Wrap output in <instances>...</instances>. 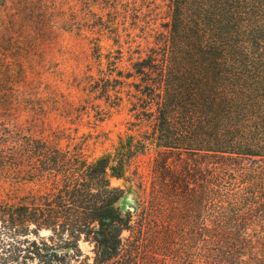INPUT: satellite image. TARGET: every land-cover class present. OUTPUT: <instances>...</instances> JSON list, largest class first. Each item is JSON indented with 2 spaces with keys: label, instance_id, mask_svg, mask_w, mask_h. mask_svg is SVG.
Instances as JSON below:
<instances>
[{
  "label": "trees",
  "instance_id": "obj_1",
  "mask_svg": "<svg viewBox=\"0 0 264 264\" xmlns=\"http://www.w3.org/2000/svg\"><path fill=\"white\" fill-rule=\"evenodd\" d=\"M104 9L80 34L121 45L129 19L123 34L143 31L145 55L115 71L107 52L79 81L87 95H114L111 107L132 86L133 127L94 157L90 133L65 126L81 118L71 101L54 113L44 98L0 101V264H264V0ZM144 155L143 197L122 210L111 179Z\"/></svg>",
  "mask_w": 264,
  "mask_h": 264
},
{
  "label": "rangeland",
  "instance_id": "obj_2",
  "mask_svg": "<svg viewBox=\"0 0 264 264\" xmlns=\"http://www.w3.org/2000/svg\"><path fill=\"white\" fill-rule=\"evenodd\" d=\"M157 3L159 10L161 5ZM104 5L106 0H0V101H12L18 93L30 100L44 98L47 100L42 104L52 113L62 101H71L74 113L81 118L79 123L65 126L76 128L78 134L90 133L87 153L94 157L111 152L131 131L129 121L134 118L128 110L131 104L127 92L133 87H122L118 94L122 104L111 107L118 100L114 95L109 100L94 93L87 95L79 78L90 66L94 71L98 64L105 66L103 55L107 52L115 71H126L146 51L143 31H131L128 39L124 36L127 26L132 25L129 19L119 22L121 45L103 38L97 47L80 34L94 25L91 12L106 17ZM98 53L101 59L96 57ZM126 82L133 85L135 80L130 77ZM59 121L58 117L52 120L53 126ZM148 157L133 161L124 178L111 179L114 186L124 190L118 202L122 210L136 207L143 197L135 171L145 172Z\"/></svg>",
  "mask_w": 264,
  "mask_h": 264
},
{
  "label": "water",
  "instance_id": "obj_3",
  "mask_svg": "<svg viewBox=\"0 0 264 264\" xmlns=\"http://www.w3.org/2000/svg\"><path fill=\"white\" fill-rule=\"evenodd\" d=\"M129 209H130V210H132L133 208H132V207H130Z\"/></svg>",
  "mask_w": 264,
  "mask_h": 264
}]
</instances>
